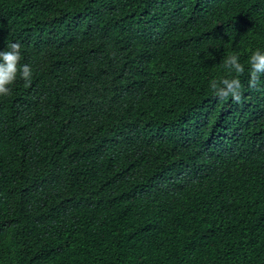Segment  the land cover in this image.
<instances>
[{
	"label": "trees",
	"instance_id": "trees-1",
	"mask_svg": "<svg viewBox=\"0 0 264 264\" xmlns=\"http://www.w3.org/2000/svg\"><path fill=\"white\" fill-rule=\"evenodd\" d=\"M10 43L0 264H264V0H0Z\"/></svg>",
	"mask_w": 264,
	"mask_h": 264
},
{
	"label": "clouds",
	"instance_id": "clouds-1",
	"mask_svg": "<svg viewBox=\"0 0 264 264\" xmlns=\"http://www.w3.org/2000/svg\"><path fill=\"white\" fill-rule=\"evenodd\" d=\"M21 44L10 43L5 51H0V96H9L11 86L17 76L30 84L32 69L28 64H21ZM250 66L249 87L259 91L261 77H264V51L257 49L248 59ZM222 67L228 70L231 78L214 79L210 82V88L220 100H231L235 103L242 101V84L239 79L245 72V65L240 62L238 54H229L223 61ZM235 74L234 76L232 74Z\"/></svg>",
	"mask_w": 264,
	"mask_h": 264
}]
</instances>
